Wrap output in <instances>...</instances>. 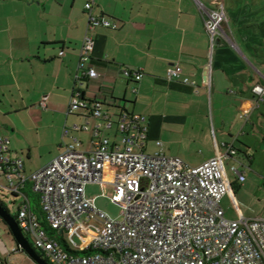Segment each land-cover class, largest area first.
Returning <instances> with one entry per match:
<instances>
[{
  "label": "crops",
  "instance_id": "obj_1",
  "mask_svg": "<svg viewBox=\"0 0 264 264\" xmlns=\"http://www.w3.org/2000/svg\"><path fill=\"white\" fill-rule=\"evenodd\" d=\"M88 1L0 0V118L22 113L39 142L45 145L56 136L61 152L76 134L87 135L86 141L76 138L82 143L80 150L89 151L91 130L99 123L68 114ZM199 1L209 8L224 6V29L235 47L220 39L211 46L196 0H94L95 13L117 29L100 27L93 32L91 66L98 78L84 80L79 88L113 117H145L144 152L149 144L166 157L196 167L213 158L217 149L234 145L250 166L242 165L244 184L234 175L229 180L233 190L246 188L251 177L264 185V102L257 103L252 92L264 86V0ZM173 66L183 68L184 77L195 85L168 80L167 70ZM125 68L142 71V80L124 77ZM207 78L210 90L204 84ZM250 107L248 118H243ZM87 122L90 130L84 131ZM1 126L8 129L3 120ZM16 149L10 140V155L23 161L25 173L44 168L27 169ZM26 158L33 160L32 151ZM100 186L113 189L111 184Z\"/></svg>",
  "mask_w": 264,
  "mask_h": 264
},
{
  "label": "built area",
  "instance_id": "obj_2",
  "mask_svg": "<svg viewBox=\"0 0 264 264\" xmlns=\"http://www.w3.org/2000/svg\"><path fill=\"white\" fill-rule=\"evenodd\" d=\"M196 3L211 46L220 39L235 47L224 29L228 23L224 6ZM94 8V0L85 5L88 23L68 107L70 115L99 121L91 130L90 150L81 151L82 143L74 137L48 165L26 174L23 161L10 155V140L0 136V178L6 181L0 189L22 198L14 216L19 228L48 264H264V217H244L226 175L225 162L237 155L234 145L217 149L213 158L196 167L161 151L146 154L145 117L127 113L113 117L79 88L84 80L98 78L91 66L93 32L100 27L117 29ZM122 74L136 83L144 76L131 68ZM166 78L195 85L180 66L169 68ZM204 84L210 90L209 78ZM252 92L257 103L264 102V86H255ZM251 110L245 109L242 117L248 118ZM82 130H90L88 122ZM157 145L162 147L161 142ZM240 166L231 171L244 184L246 172ZM103 184L113 185L109 200L121 209L120 220L87 196L89 185ZM28 185L40 197L44 222L33 211ZM226 197L236 220L228 219L221 206ZM0 248L10 254L4 245Z\"/></svg>",
  "mask_w": 264,
  "mask_h": 264
},
{
  "label": "rangeland",
  "instance_id": "obj_3",
  "mask_svg": "<svg viewBox=\"0 0 264 264\" xmlns=\"http://www.w3.org/2000/svg\"><path fill=\"white\" fill-rule=\"evenodd\" d=\"M210 117L211 116H209V118ZM2 120L3 124H6L8 129L1 126ZM13 135H17V137L14 139ZM0 136L7 137L9 140H11L12 148H17L16 151L18 152L19 156H21L26 161L27 169L42 166L45 167L52 156L56 157L61 153L59 143L56 141V136L55 138L53 137L51 142L47 141L45 145L44 143L42 144L41 141L39 142V137L37 136L36 130L30 126L28 119L22 113L9 116V118H0ZM75 137L80 138L82 141L87 140V135L76 134ZM29 151H32L34 155L33 160L30 162H28V159L26 158V155ZM156 151L157 150L148 144L146 147L147 153H145L153 155ZM241 164L247 167V169L250 166L249 159L244 153H239L235 160L230 159L225 162V169L227 171L229 180H234L231 167H239ZM26 174H28V172ZM258 179L251 181V177L250 183L246 188H242V186L234 188L236 203L245 218L264 217V185L263 180L260 178ZM0 183L5 185L6 181L3 178H0ZM26 193L30 197L33 211L38 215L41 221L44 222L45 216L41 210L40 197L32 192L30 185L27 186ZM86 193L89 198L95 199V204L98 208L107 212L116 219H121V209L110 203L109 199L114 193L110 186L90 185L86 188ZM21 202L22 198L14 197L8 191L0 189V204L12 216H16L17 208ZM221 206L226 212V217L228 219H237L234 206L228 197L222 200ZM0 240L10 253L4 254L0 248V264H37L26 252L19 248L12 233L1 219ZM28 241L33 246V240L31 237H28Z\"/></svg>",
  "mask_w": 264,
  "mask_h": 264
},
{
  "label": "water",
  "instance_id": "obj_4",
  "mask_svg": "<svg viewBox=\"0 0 264 264\" xmlns=\"http://www.w3.org/2000/svg\"><path fill=\"white\" fill-rule=\"evenodd\" d=\"M0 219L7 225L19 248L26 252L37 264H48L45 259L32 247L24 232L19 228L16 218L9 214L0 204Z\"/></svg>",
  "mask_w": 264,
  "mask_h": 264
},
{
  "label": "trees",
  "instance_id": "obj_5",
  "mask_svg": "<svg viewBox=\"0 0 264 264\" xmlns=\"http://www.w3.org/2000/svg\"><path fill=\"white\" fill-rule=\"evenodd\" d=\"M61 241L63 242V239H61ZM32 245V244H31ZM33 247V246H32Z\"/></svg>",
  "mask_w": 264,
  "mask_h": 264
}]
</instances>
